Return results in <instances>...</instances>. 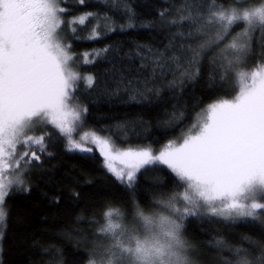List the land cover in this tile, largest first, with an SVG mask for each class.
Returning <instances> with one entry per match:
<instances>
[{"label":"trees","instance_id":"obj_1","mask_svg":"<svg viewBox=\"0 0 264 264\" xmlns=\"http://www.w3.org/2000/svg\"><path fill=\"white\" fill-rule=\"evenodd\" d=\"M235 2L216 0L225 7ZM60 7L65 9L60 30L67 34L65 47L70 45L77 61L88 59L77 72L95 79L92 88L80 81L75 91L83 131L109 139L119 150L149 149L158 155L210 103L238 94L234 76L223 72L216 57L218 48L198 50L211 0H64ZM88 13L84 25L67 23ZM251 46L245 67L252 66L245 70L264 57V39ZM34 135L50 136L47 153L37 152L38 161H21L23 183L9 189L0 264H90L107 210L118 209L131 220L138 210L150 215L168 208L169 201L180 209L185 204H175L185 187L166 165H145L129 186L107 169L98 152L70 150L48 126ZM21 149L22 154L27 150ZM177 220L197 264L245 259L264 264V212L225 218L203 210Z\"/></svg>","mask_w":264,"mask_h":264},{"label":"snow or ice","instance_id":"obj_2","mask_svg":"<svg viewBox=\"0 0 264 264\" xmlns=\"http://www.w3.org/2000/svg\"><path fill=\"white\" fill-rule=\"evenodd\" d=\"M63 2L0 0V225L6 220L4 204L11 185L23 183L19 178L6 179V173L19 169L21 161H38L37 152L47 153L50 136L30 133L51 124L69 136L70 150L92 151L85 146L87 136L81 137L82 142L72 139L71 129L59 119L67 115L78 81L88 88L95 84L93 76L82 77L73 70L76 58L70 54V45L60 42L59 32L65 26ZM91 15L67 23L84 25ZM207 23L218 27V40L242 26L224 50L225 70L242 69L246 61L240 53L249 55L252 35L258 29L264 31V0L257 5L236 0L227 7L211 0ZM261 60L253 70L236 72L237 95L210 103L182 142H170L158 155L149 149L121 151L100 136H93L91 143L98 146L107 169L129 186L145 165H167L185 187L182 210L171 201L167 204L180 220L201 210L225 218H254L264 212V57ZM72 115L80 119L78 111ZM18 146L27 149L19 157ZM104 215L106 224L99 231L111 243L99 262L90 264H190L177 219L138 210L140 223L132 228L118 222L123 220L118 209ZM241 264L249 262L245 259Z\"/></svg>","mask_w":264,"mask_h":264},{"label":"rangeland","instance_id":"obj_3","mask_svg":"<svg viewBox=\"0 0 264 264\" xmlns=\"http://www.w3.org/2000/svg\"><path fill=\"white\" fill-rule=\"evenodd\" d=\"M192 20H193V19H192ZM203 20H204V21H203V23H202V25H201V27H200L199 29H200V31H201V34H202L201 36H202V38H204V41H203V42L201 43V45L198 47V50L201 51V53H205V52H207V51H211V50H213L214 48L217 47L218 49H217V51H216L215 54H216V57L218 58V60H219L221 63L224 64V65H223V67H224L223 72H224V73H226V72H227V73H230V75L232 76V78H233V76H234V78H235V80H236L237 88H239V85H238V76H237V74L234 73V71H232V70H229V71H226V70H225V69H226V61L224 60V54H225L224 50H225V48H226V45H227L228 43L231 42L232 38L237 34V32L242 31V26L239 25L240 28H237V27H238V25H237V27H235V28L232 30V33H231V34H230L225 40H218V39H217L218 27H217L216 25H210V24H208V23H207L208 17H207L206 19H203ZM190 21H191V20H190ZM199 29H197V30L195 31V34H196V32H197V33L200 32ZM66 37H67V34H66V33H61V32H59L60 42H61L63 45H64V43L66 42ZM262 39H264V31H260V30L258 29V30L252 35V37H251V45H252V43H255L256 45H258ZM64 46H65V45H64ZM251 48H252V46H251ZM257 49H258V48H257ZM251 50H252V49H251ZM70 54H71V53H70ZM250 54H251V51H250ZM250 54H249V55H250ZM71 55H73V54H71ZM229 55H233V54H232V53H229ZM240 55L242 56L243 60L246 61V63H244L243 65H246V64H249V65H250L251 62H250V60L248 59L249 56H248V55H247V56H244L243 53H240ZM73 56H74V55H73ZM74 57H75V56H74ZM75 58H76V57H75ZM85 58H87V57L84 56V57L82 58V60H80V61H77L76 59L74 60L73 65H72L74 71H76V69L79 68L82 64L87 63V62H85ZM87 60H88V59H87ZM187 63L191 65V64H194L195 61H194V60H190V61L187 62ZM252 70H253V69H252ZM82 77H85V76H82ZM80 81H83V80H80ZM80 81H78L77 83L79 84ZM80 83H82V82H80ZM74 97H75V93H74ZM78 102H79V101H77L76 99H74L73 101H70V103H69V110H68L67 115H64V116H62V117H59V119H63L64 122H65V127L71 129L70 136H71L72 139L76 140L77 142H82V141H81V137L87 136V137H88V142L85 144V146L91 148L92 151H96V152H98V154H99V155L103 158V160H104V157L100 154V151H99L98 146L95 145V144H93V143H91V140H92L93 136H100V137H102V136L96 134V133L93 132V131H89V132H87V131H83L85 125H84V127H83V120H82V117H81V108H80V105L78 104ZM73 111H78V112L80 113V119H79V120L74 119V117H73V115H72V112H73ZM48 127H50L51 129H53V130H54L59 136L64 137V138L66 139V142H67V144H68V147L70 148L69 143H68V138H69V136H68L67 134H61V133H59V131H58L56 128H54L51 124H49ZM40 128H42V127H40ZM40 128L35 129V130H34L32 133H30V134H33V135H34V134H37V132H38V130H39ZM187 132H188V131H187ZM187 132H185L184 134H186ZM184 134H182V135L180 136V138L175 142L176 144H179V143L182 142V137H183ZM102 138H105V137H102ZM21 147H22V146H18L17 149H16L17 157H19L20 155H22V153H21V150H22ZM72 150H78V149H72ZM139 150H140V149H139ZM121 151H126V150H121ZM104 163H105V161H104ZM156 165H163V164H159V163H157ZM156 165H155V166H156ZM116 166H117V167H120V166H121V165L119 164V161L116 162ZM166 166H167V165H166ZM111 173H112V172H111ZM112 174H113V173H112ZM113 175H114V174H113ZM20 176H21V171H20L19 169H14L13 171L6 173V179H12L13 181H15L17 178L20 179ZM114 176H115V175H114ZM115 177H116V176H115ZM14 184H15V183H13L12 185H14ZM12 185H11V186H12ZM182 195H183V194H182ZM182 195H181V196H178V202L175 203L176 205H177V203L183 201V200H182ZM183 202H184V201H183ZM182 205H183V207L185 206V204H182ZM183 207H182V209H183ZM161 208H162V209L160 210V212H159V210H158V212L154 211V212H152V213H154V214H150V215H157V216H159V215L166 214V215H163V216H167V214L170 213L172 216H171V215H168V216H171L172 219H178V215H179V214H177V213H175V212H172L171 209H169V208H165V207H163V206H161ZM182 209H181V210H182ZM201 211H203V210H201ZM199 212H200V211H199ZM199 212H197L196 215H197ZM173 216H174L175 218H174ZM134 221H135V223H134ZM118 222H122L123 224H125V225H127V226H129V227H132V228L138 227V226H139V223H140V221H139V217H134V218H132L131 220H128V219L124 218V216H123V220H122V221H118ZM177 222L181 223V221H179V220H177ZM105 224H106V217H105V221H104L103 226H105ZM101 227H102V226H101ZM99 232H100V231H99ZM100 233H101V232H100ZM101 236H102V237H99V235H98V241H99V243H98V245H97L96 248H95V260H96L97 262H99L100 258H101L102 256L105 255V249H106L107 247H109V245H110V243H111V240H110V238H109L108 236H106V235L103 234V233H101ZM181 238L184 240L182 230H181ZM184 241H185V240H184ZM185 242H186V241H185ZM186 244H187V243H186ZM186 255H187V258H188L190 264H197V263L195 262V251H194L193 247L190 246V245H188V244H187V247H186ZM92 261H93V260H92ZM209 264H211V263H209ZM213 264H214V263H213Z\"/></svg>","mask_w":264,"mask_h":264},{"label":"bare ground","instance_id":"obj_4","mask_svg":"<svg viewBox=\"0 0 264 264\" xmlns=\"http://www.w3.org/2000/svg\"><path fill=\"white\" fill-rule=\"evenodd\" d=\"M252 66V65H251ZM251 66H248L247 65V67H245V65H243V68L242 69H237L236 71H234V73H236L237 71H239V70H245L246 68H251ZM76 71H78V68L76 69Z\"/></svg>","mask_w":264,"mask_h":264}]
</instances>
